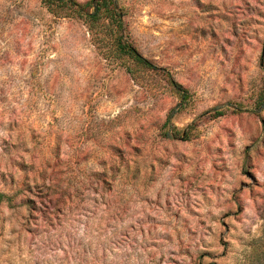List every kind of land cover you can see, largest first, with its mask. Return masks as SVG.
Wrapping results in <instances>:
<instances>
[{
	"label": "rangeland",
	"instance_id": "rangeland-1",
	"mask_svg": "<svg viewBox=\"0 0 264 264\" xmlns=\"http://www.w3.org/2000/svg\"><path fill=\"white\" fill-rule=\"evenodd\" d=\"M120 2L185 107L78 17L0 0V264H264V0Z\"/></svg>",
	"mask_w": 264,
	"mask_h": 264
},
{
	"label": "trees",
	"instance_id": "trees-1",
	"mask_svg": "<svg viewBox=\"0 0 264 264\" xmlns=\"http://www.w3.org/2000/svg\"><path fill=\"white\" fill-rule=\"evenodd\" d=\"M47 8L56 15L78 17L89 29V33L102 48L105 47L107 59L125 66L133 76L138 69L155 71L165 75L169 85L180 95V108L186 106L190 100V91L184 88L165 67L159 66L144 56L135 45L132 37L127 31L125 17L127 15L125 6L120 0H88L80 2L77 0H42ZM264 96H260L257 102L258 108L262 109ZM224 114L216 111V116ZM170 118V116H169ZM168 123V121H167ZM180 131L176 128L167 130L168 137L176 136ZM184 139L190 138L189 132L184 133ZM0 201L12 203L13 197L0 191Z\"/></svg>",
	"mask_w": 264,
	"mask_h": 264
}]
</instances>
